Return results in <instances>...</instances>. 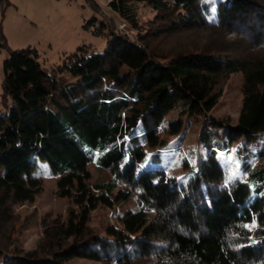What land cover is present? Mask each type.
<instances>
[{"label": "trees", "instance_id": "1", "mask_svg": "<svg viewBox=\"0 0 264 264\" xmlns=\"http://www.w3.org/2000/svg\"><path fill=\"white\" fill-rule=\"evenodd\" d=\"M107 2L134 38L104 18L96 31L108 30L103 52L84 45L50 72L35 49L4 62L0 264H264V166L252 162L264 159V0L219 3L214 18L206 0ZM170 38L177 43L164 51ZM237 73L244 99L233 124L212 113L223 81ZM181 107L203 123L180 161L190 159V169L176 177L163 153L183 149L185 121L167 120ZM241 141L257 146L240 145V177L230 181L218 156ZM39 161L79 210L67 223L45 220L29 251L13 212L34 199ZM89 165L105 174L91 186ZM115 193L137 210L118 217L121 228L90 225V211L111 205Z\"/></svg>", "mask_w": 264, "mask_h": 264}, {"label": "rangeland", "instance_id": "2", "mask_svg": "<svg viewBox=\"0 0 264 264\" xmlns=\"http://www.w3.org/2000/svg\"><path fill=\"white\" fill-rule=\"evenodd\" d=\"M164 1L171 2V0ZM206 1L211 9V17L214 18L219 3L228 4L230 0ZM95 2L99 7V13H96L86 0H0V33L4 36L2 44H5L0 46V95L2 91L1 81L4 76V62L9 59L11 52L35 49L38 53L40 69L44 72H50L51 68L61 64L65 56L74 54L84 45L88 46L91 51L103 52L108 43L109 37L106 34L108 30H104L101 34L96 31L99 30L100 21L104 18H108L107 21H113L119 32H127L126 34H129L130 37H135V31L121 21L109 8L107 0H95ZM151 15L149 14V16ZM94 17L97 21L89 24V21ZM87 24L88 27H85ZM197 35L202 36L201 33H197ZM186 36V34L183 35L184 39L188 38ZM175 43H177L176 38L164 40L161 48L168 51ZM61 76H64V81L72 80L69 74ZM242 85L241 73L230 75L227 80L223 81L221 98L219 105L212 113L213 116L222 118L226 122L237 123L244 99ZM183 109V107L178 108L176 112L167 117V120L181 117L185 121L182 131L184 138L181 147L183 149L180 151L171 150L169 154L163 153L164 165L171 168L168 173L169 176L180 177L189 171L191 160L180 161L186 158L183 155L190 146H196L199 126L203 123V116L197 113H183ZM178 135L170 137L169 145L171 147L173 146L172 142L176 141H172V138L174 139ZM250 143L241 141L232 146L231 152L219 153V163L229 171L230 181L240 177L238 164L235 160L238 159L235 156L236 152H239L241 144L247 150L253 148L252 144L257 146V143ZM252 162L254 168L264 166V159L255 157ZM87 170L91 176L90 180L86 181L89 186L105 176L93 165H89ZM34 176L39 182L34 199L18 203L13 212L16 221L23 226L24 232L21 235V241L24 242V248L29 251L34 250L43 237L45 220L67 223L68 213L79 210L76 199L67 198L60 192L58 181L49 174L44 162H38ZM110 200L111 205H99L95 210L90 211V225L95 227L100 224L101 227L121 228L122 224L118 217L126 212L137 210L133 199L124 202L115 193L110 197ZM70 264L99 263L76 259Z\"/></svg>", "mask_w": 264, "mask_h": 264}, {"label": "built area", "instance_id": "3", "mask_svg": "<svg viewBox=\"0 0 264 264\" xmlns=\"http://www.w3.org/2000/svg\"><path fill=\"white\" fill-rule=\"evenodd\" d=\"M121 29L123 30V28H121ZM126 33H127V32H126ZM126 33H125V34H126ZM128 35H129V34H128Z\"/></svg>", "mask_w": 264, "mask_h": 264}]
</instances>
